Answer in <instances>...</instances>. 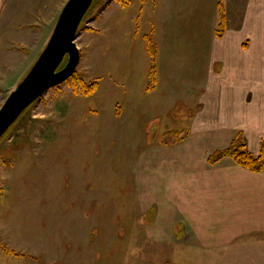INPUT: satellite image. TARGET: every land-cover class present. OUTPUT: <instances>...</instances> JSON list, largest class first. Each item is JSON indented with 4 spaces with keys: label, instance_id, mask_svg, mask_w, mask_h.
<instances>
[{
    "label": "rangeland",
    "instance_id": "rangeland-1",
    "mask_svg": "<svg viewBox=\"0 0 264 264\" xmlns=\"http://www.w3.org/2000/svg\"><path fill=\"white\" fill-rule=\"evenodd\" d=\"M110 1L95 0L76 37L81 50L76 77L87 84L97 82L93 92L83 94L80 83L64 81L30 105L0 140V264H224L216 252L192 247L187 251L170 236L150 234L147 229L154 227L156 210L139 201L136 186L143 149L159 146L160 133H165L166 141L186 133L169 130L177 126L169 111L203 99L202 85L208 79L214 82L213 76L201 77L203 68L226 70L223 82L233 84L232 69L222 67L218 51L212 54L211 47L237 23V5L233 0L203 4L192 0L189 9H178L173 18L162 8L157 23L155 5L132 0V8L113 11V16L124 14L123 23L132 24V30L136 27L134 35L141 46L137 38L130 50L125 44L127 39L132 42V34L125 37L120 32L115 44L111 30L99 34L91 30L93 18ZM54 27L45 28V44ZM124 29L119 31L130 28ZM190 30L191 34L178 37ZM38 31L26 45L15 43L9 54H2L0 107L43 50L45 44H35ZM150 43L156 51L155 66ZM143 45L151 63L146 83L142 81L145 89L133 90L141 93L135 96L127 86L135 70L124 67L131 60L123 57L130 52L135 56ZM105 51L123 52V57L106 60ZM161 51V69L166 70L159 82ZM171 86L177 89L170 90Z\"/></svg>",
    "mask_w": 264,
    "mask_h": 264
},
{
    "label": "crops",
    "instance_id": "crops-1",
    "mask_svg": "<svg viewBox=\"0 0 264 264\" xmlns=\"http://www.w3.org/2000/svg\"><path fill=\"white\" fill-rule=\"evenodd\" d=\"M66 1L0 0V58L4 53L9 54L10 45H26L36 29L40 35L36 46L45 44V28L55 26ZM191 1L145 0L144 6L155 5L152 12L154 22L158 23L162 20V8L166 16L173 18L178 9H189ZM199 1L203 4L205 0ZM131 4L123 7L118 0L110 1L93 18L92 31L99 34L111 30V42L115 44L120 32L125 37L130 33L132 42L127 39L125 45L131 50L129 46H134L138 38L134 35L136 27L132 30V24L123 23L124 14L113 16L114 10L126 11L132 8ZM233 4L237 5L234 15L237 23L215 48L211 47L212 54L218 51L222 67L232 69L233 84L223 82L226 70L203 68L201 77L214 79L211 83L207 78L208 84L202 85L206 90L203 99L193 105L176 104L177 111H169L170 117L177 118L172 122L177 126L169 130L186 133L167 141L163 137L165 133H160L159 146L143 149L138 159L136 187L139 201L154 205L156 210L154 227L147 229L150 234L170 236L172 241L185 244L187 251L192 247L197 252H216L219 260L224 258L221 260L224 264H264V172L251 171L231 157L210 161L212 153L229 146L239 133L253 154L260 152L264 142V0H233ZM125 27L130 28L128 32L119 31ZM186 33L191 34V30L183 31L178 37L187 36ZM122 53L116 51L110 55L105 51V59L123 57ZM164 57L167 59L166 53ZM123 59L131 60L124 67L135 70L127 86L135 96L141 95L138 92L145 87L142 81L146 83L151 63L145 46L135 56L130 52ZM161 60L162 51L157 56L159 82L161 71L166 70L161 69ZM167 71L172 78L170 69ZM216 73H220L216 79L219 82L215 81ZM172 88L176 90L177 86Z\"/></svg>",
    "mask_w": 264,
    "mask_h": 264
},
{
    "label": "water",
    "instance_id": "water-1",
    "mask_svg": "<svg viewBox=\"0 0 264 264\" xmlns=\"http://www.w3.org/2000/svg\"><path fill=\"white\" fill-rule=\"evenodd\" d=\"M93 1H66L43 50L0 107V140L30 105L76 71L81 59L76 37Z\"/></svg>",
    "mask_w": 264,
    "mask_h": 264
},
{
    "label": "trees",
    "instance_id": "trees-1",
    "mask_svg": "<svg viewBox=\"0 0 264 264\" xmlns=\"http://www.w3.org/2000/svg\"><path fill=\"white\" fill-rule=\"evenodd\" d=\"M118 1H120L123 5H128L132 2V0H118ZM94 2H95V0L93 1V4H94ZM93 4H92V6H93ZM221 15L224 17V10H222V9H221ZM84 19H85V17H84ZM222 26H223V23H222ZM218 34L220 36L223 35V30L218 31ZM149 52L152 56V60H153L152 64H153V66H155L156 63H154V62H155L156 51H155V48L152 45V43H150V45H149ZM65 62H66V59L62 65H64ZM152 75L154 76L155 73L152 72ZM69 79L73 80V82L76 86L79 85V83L81 84V90H83V94H89V93L93 92V90L98 85L97 82H93L92 84H87L84 81H82L81 79H78L76 77V71L73 73V75ZM151 86H155V85H151ZM151 86H149L148 88L152 89ZM76 90H79V89L76 88ZM182 136H184V135H182ZM182 136H180V138ZM224 157L233 158L236 163H238L239 165H241V166H243V167H245L251 171L264 172V142L262 143L260 152L258 154H253L247 148L242 133H239L232 140V142L230 143L229 146H227L223 149H218L214 153H212L210 155V161L216 162V161H219L220 159H222Z\"/></svg>",
    "mask_w": 264,
    "mask_h": 264
}]
</instances>
